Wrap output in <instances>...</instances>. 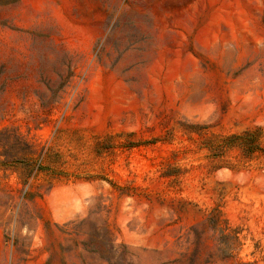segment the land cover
I'll list each match as a JSON object with an SVG mask.
<instances>
[{
    "label": "rangeland",
    "instance_id": "obj_1",
    "mask_svg": "<svg viewBox=\"0 0 264 264\" xmlns=\"http://www.w3.org/2000/svg\"><path fill=\"white\" fill-rule=\"evenodd\" d=\"M0 264H264V0H0Z\"/></svg>",
    "mask_w": 264,
    "mask_h": 264
}]
</instances>
